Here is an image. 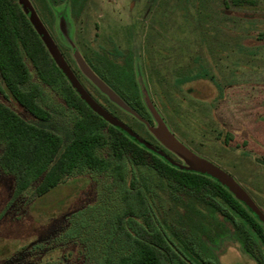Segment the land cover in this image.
<instances>
[{"label": "rangeland", "instance_id": "374dc122", "mask_svg": "<svg viewBox=\"0 0 264 264\" xmlns=\"http://www.w3.org/2000/svg\"><path fill=\"white\" fill-rule=\"evenodd\" d=\"M28 1L100 106L153 146L151 138L161 145L153 130L161 131L163 125L196 156L228 173L264 214V0L246 6L231 0H48L51 14ZM116 50L131 55L138 92L152 108V124L141 123L79 70L76 56L94 62L96 53L113 59ZM201 70L207 76L192 79ZM29 71L31 82L39 83L31 67ZM41 87L48 120L34 118L1 91L0 101L25 121L59 135L63 147L72 139L73 118L55 92ZM161 146L160 152L185 164ZM101 152L109 157L106 148ZM126 164L120 163L121 179L112 169L77 170L39 198L33 187L13 198V180L0 170V264H98L101 251L95 248L104 245L98 237L99 211L115 218L127 204L135 213L141 208L135 188L144 174ZM155 182L149 184L157 219L173 236L195 238L207 264H257L229 219ZM110 227L106 247L112 248L129 245L125 231L133 236L146 223L142 215H128L119 224L106 222L107 231ZM191 260L201 264L193 256Z\"/></svg>", "mask_w": 264, "mask_h": 264}, {"label": "trees", "instance_id": "16d2710c", "mask_svg": "<svg viewBox=\"0 0 264 264\" xmlns=\"http://www.w3.org/2000/svg\"><path fill=\"white\" fill-rule=\"evenodd\" d=\"M32 1L41 11L51 14L48 0ZM55 1L57 0H51ZM231 1L236 6L252 5L254 2ZM48 23L50 24V20ZM115 53L116 59L104 53H96L94 62L87 59V64L137 116L133 115L136 119L141 123L152 124L153 117L142 100L133 77L130 53L125 54L119 50ZM29 67L39 83L31 82ZM201 71L193 75L192 79L207 76L204 70ZM209 78L212 79L211 76ZM0 84V91L6 99L16 103L34 118L48 120L51 113L41 103L44 94L42 84L61 98L73 118L72 139L62 147L59 135L25 121L0 101V170L13 180V198L19 197L31 187L34 198L42 197L59 186L66 177L81 169L98 173L112 169L121 179L120 163L123 162L144 174L135 188L141 205L137 213L128 204L122 213L115 214V218L110 212L103 214L99 211L98 223L103 233H99L98 237L103 238L104 245L95 248L98 252L101 251L98 264H194L191 256L201 264H207L200 255V244L195 238H181L173 232L174 237L157 219L151 199L152 184H149L155 181L162 182L172 193H183L229 219L241 236L246 252L257 264H264V224L256 215L216 179L173 165L157 151L139 143L124 130L111 125L93 112L57 67L17 0H0ZM107 109L114 112L113 107ZM140 122L138 124L141 125ZM148 141L145 142L152 145ZM105 148L110 158L102 154L101 151ZM114 160L120 163L112 164ZM135 179L133 176L130 180L132 186ZM137 214L143 216L146 227H139L138 230L132 227L135 229L133 236L125 231L131 241L129 245L120 244L112 247L113 249L109 246L107 248L106 242L112 238L113 229L110 227L107 231L106 222L110 223L115 219L119 224L125 216H139ZM128 218L130 223L135 224L134 220ZM71 231L72 229L70 233Z\"/></svg>", "mask_w": 264, "mask_h": 264}, {"label": "water", "instance_id": "95a60500", "mask_svg": "<svg viewBox=\"0 0 264 264\" xmlns=\"http://www.w3.org/2000/svg\"><path fill=\"white\" fill-rule=\"evenodd\" d=\"M23 1L22 6L24 12L27 14V11L30 12L29 19L36 31L42 38L48 52L50 53L52 59L54 60L57 67L61 70L63 75L66 77L70 85L74 88L80 99H82L93 112L103 118L105 121L110 123L113 126L119 127L124 130L128 135L134 137L139 143L145 145L146 147L157 151L161 156L165 157L168 161H170L173 165L181 168L192 170L197 173L205 174L210 176L213 179H216L221 185L227 188V190L241 203H243L252 213L256 215L258 220L264 224V214L257 207L254 201L250 198V196L241 188V186L234 181V179L226 172L215 166L214 164L206 161L203 158L196 156L189 149H187L184 145H182L179 141H177L168 131L161 127V131L153 130L155 138L163 145L167 150L174 153L176 156L181 158L185 164H179L168 158L158 149L154 148L147 142L141 140L136 134L131 131L123 122H121L117 117L113 114L106 111L102 106H100L79 83L76 76L73 74L64 58L60 54L58 48L54 44V42L49 37L48 33L42 26L40 20L35 14L32 5L28 0ZM19 3V2H18ZM20 4V3H19ZM76 61L79 67V70L82 74L90 80L101 92L107 95L110 99L120 104L125 110L129 111L132 115L136 116L118 97L117 95L101 80L96 74L90 69L88 64L84 62L82 59L76 56ZM148 107L150 113L152 112V108L145 103ZM153 113V112H152ZM137 117V116H136ZM156 117V116H155ZM160 122V121H159ZM146 123V122H145ZM161 123V122H160ZM148 124V123H146Z\"/></svg>", "mask_w": 264, "mask_h": 264}, {"label": "flooded vegetation", "instance_id": "af4514ba", "mask_svg": "<svg viewBox=\"0 0 264 264\" xmlns=\"http://www.w3.org/2000/svg\"><path fill=\"white\" fill-rule=\"evenodd\" d=\"M151 146H153V145H151ZM153 147H162L161 145H155V146H153Z\"/></svg>", "mask_w": 264, "mask_h": 264}]
</instances>
